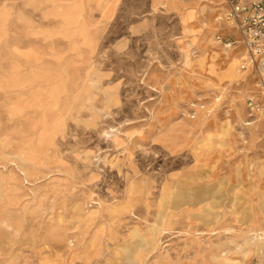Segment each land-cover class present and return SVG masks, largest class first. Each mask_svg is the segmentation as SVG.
I'll use <instances>...</instances> for the list:
<instances>
[{
    "label": "rangeland",
    "instance_id": "rangeland-1",
    "mask_svg": "<svg viewBox=\"0 0 264 264\" xmlns=\"http://www.w3.org/2000/svg\"><path fill=\"white\" fill-rule=\"evenodd\" d=\"M225 7L0 0V264H264V91Z\"/></svg>",
    "mask_w": 264,
    "mask_h": 264
},
{
    "label": "built area",
    "instance_id": "built-area-1",
    "mask_svg": "<svg viewBox=\"0 0 264 264\" xmlns=\"http://www.w3.org/2000/svg\"><path fill=\"white\" fill-rule=\"evenodd\" d=\"M223 21L235 33L234 38L224 39L216 36V41L224 49L244 51L241 70L254 68L258 86L264 91V3L262 0H225ZM247 107L251 114L263 111V106L248 98Z\"/></svg>",
    "mask_w": 264,
    "mask_h": 264
},
{
    "label": "crops",
    "instance_id": "crops-1",
    "mask_svg": "<svg viewBox=\"0 0 264 264\" xmlns=\"http://www.w3.org/2000/svg\"><path fill=\"white\" fill-rule=\"evenodd\" d=\"M263 1V3H264V0H262ZM234 35V34H233Z\"/></svg>",
    "mask_w": 264,
    "mask_h": 264
}]
</instances>
